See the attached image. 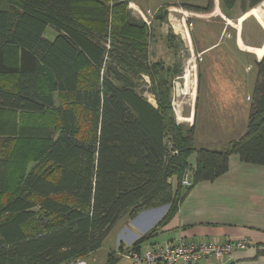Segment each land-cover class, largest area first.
<instances>
[{"label": "trees", "instance_id": "16d2710c", "mask_svg": "<svg viewBox=\"0 0 264 264\" xmlns=\"http://www.w3.org/2000/svg\"><path fill=\"white\" fill-rule=\"evenodd\" d=\"M220 1L225 14L237 2ZM8 3L0 0V264H71L99 251L121 218L168 205L132 245L139 249L198 183L229 171L231 155L264 166V56L246 133L225 150L196 149L173 106L180 63L149 60L151 29L133 19L128 0ZM168 7L156 20L167 19ZM183 7L208 13L213 0ZM48 25L59 32L53 42L43 37ZM173 39L170 32L171 47ZM18 111L27 126L38 119L37 133L17 123ZM127 249L121 242L104 264Z\"/></svg>", "mask_w": 264, "mask_h": 264}, {"label": "crops", "instance_id": "0c3cea01", "mask_svg": "<svg viewBox=\"0 0 264 264\" xmlns=\"http://www.w3.org/2000/svg\"><path fill=\"white\" fill-rule=\"evenodd\" d=\"M4 1L5 6L1 5V8L10 6L8 0H2V2ZM248 1L237 0L235 7L228 14L224 13L220 4L222 15L226 18L228 25L236 18L241 23L246 22L249 15L252 14L256 19L258 17L262 27L264 26V18L257 12L264 2L258 7L250 9ZM128 2L134 20L144 21L133 16L132 9L135 13H137L136 11L154 10V22L157 25L166 22V20L164 22L156 20L155 14L162 12L164 7L170 6L168 5L169 0H128ZM236 9H239L240 14ZM187 10L192 11L191 9ZM213 11L214 7H212V11L204 14H210ZM49 27L54 31L48 30ZM150 29L149 60L151 62L162 61L169 67L174 66L178 63L177 61L167 64L163 59L152 60L150 43L154 38L155 26L152 24ZM169 33L170 31H168ZM173 33L179 35L175 30ZM58 35V30L52 25H48L43 33V37L50 42H53ZM173 36L177 39L174 34ZM237 37L235 46L224 47L215 42L209 47L197 49L200 65L199 83L196 105L193 114L191 111L189 125L196 149L206 147L213 150H225L232 141L239 139L247 131L255 84L258 79V64L262 61L259 60L253 49L262 48L264 44L263 46L256 43L246 45L241 35ZM180 38L183 41L184 37L180 36ZM240 40L249 50L239 44ZM167 47L172 52L176 50L169 44ZM145 82H149V77L143 75V85ZM147 94L148 92L144 93L145 96ZM12 101H16L15 98ZM154 105L156 106L155 102ZM19 112L15 113L17 123H23L26 133H37L33 128L38 126V119H35L36 125L27 126L25 123L27 116H20ZM208 119L212 123L209 124ZM42 130L44 131V129ZM199 134L205 135L204 142L199 139ZM212 134L215 136L213 137ZM196 163L197 154L195 153L189 158V165L194 168ZM0 168L4 172V167ZM171 182L176 187L177 178L173 177ZM2 183L3 177H0V185ZM168 208V205H162L145 209L135 218L128 216L121 218L105 239L103 247L113 235L116 246L111 251H117L122 242L129 246V252L145 249L148 246L164 245L167 242L221 243L246 240L249 247L245 250L235 251L233 256L224 262L210 257L202 261L201 264H264V166L243 163L238 155H231L229 171L226 174L213 182L198 183L179 204L176 215L167 225L159 228L152 238L141 244L139 249L132 248V245L141 236L150 233L155 228L167 214ZM119 254L122 255V253ZM120 255L117 264H122ZM127 264H132L131 258L127 259Z\"/></svg>", "mask_w": 264, "mask_h": 264}, {"label": "rangeland", "instance_id": "374dc122", "mask_svg": "<svg viewBox=\"0 0 264 264\" xmlns=\"http://www.w3.org/2000/svg\"><path fill=\"white\" fill-rule=\"evenodd\" d=\"M207 2L208 0H169L168 5L170 6L168 7L169 9L167 8L168 16L166 22L161 25H157L154 22V10H143L146 20L152 22L155 26L154 38L150 43L152 60L163 59L167 64H172L173 61L180 63L182 72L175 77L173 82V106L178 121L188 126L191 122V111L193 114V110L195 109L199 83L200 65L197 49L209 47L215 42L220 43L221 46L224 47L235 46V42L238 38L237 36L239 35H241L246 45H254V43H256L259 46H263L264 44V26L262 27L259 18L257 17L256 19L252 14L249 15L250 17H248L246 22L241 23L236 18L232 20L233 22H229L230 24L228 25L220 9V0H213L214 11L210 14L196 13V11H189L183 7L184 4L204 7ZM2 5L5 6V1L2 2ZM260 8L259 14L261 13L260 15L264 17V4L261 5ZM135 9L137 10V8ZM237 10L239 13V9H236V11ZM132 11L134 13L133 16L137 19L140 18L145 20V18L140 15V11H136L137 13H135L133 9ZM48 30L53 29L49 27ZM174 30L179 35L173 33ZM168 31L173 33L177 38L171 41L172 47L176 48V50L173 51L174 53L167 47L169 44L167 40ZM180 36L184 37L183 41ZM239 44L249 50L241 40ZM253 51L259 60L264 56V46L259 49H253ZM139 83L140 86H142V81ZM150 102L154 104V99L151 98ZM208 123L210 124L212 122L208 119ZM212 136L214 137L215 134H212ZM198 137L202 142L205 141L204 134H199ZM115 246L116 240L113 235L97 253L73 261L71 264H104L108 253L112 249H115ZM128 251L129 249L124 251L122 255L119 254L122 264H127L125 254Z\"/></svg>", "mask_w": 264, "mask_h": 264}, {"label": "built area", "instance_id": "2783aa9c", "mask_svg": "<svg viewBox=\"0 0 264 264\" xmlns=\"http://www.w3.org/2000/svg\"><path fill=\"white\" fill-rule=\"evenodd\" d=\"M140 15L145 18L143 12H140ZM145 22L148 26H152V22L148 20ZM146 97L153 99V96L149 93ZM169 146H171L170 143ZM173 154H177V151H173ZM183 184L186 186L190 185L188 173H186ZM248 247V241L246 240L221 243L200 241L167 242L160 246H148L145 249L128 251L125 257L127 259L131 258L132 264H201L202 261L210 257L219 262H224L227 258L232 257L235 251L245 250Z\"/></svg>", "mask_w": 264, "mask_h": 264}, {"label": "bare ground", "instance_id": "6f19581e", "mask_svg": "<svg viewBox=\"0 0 264 264\" xmlns=\"http://www.w3.org/2000/svg\"><path fill=\"white\" fill-rule=\"evenodd\" d=\"M260 9H261V8H260ZM257 12H258V14H259V9H257ZM260 14H261V13H260ZM260 14H259V15H260ZM262 15H263V14H262ZM261 17H262V16H261ZM263 18H264V17H263Z\"/></svg>", "mask_w": 264, "mask_h": 264}, {"label": "water", "instance_id": "95a60500", "mask_svg": "<svg viewBox=\"0 0 264 264\" xmlns=\"http://www.w3.org/2000/svg\"><path fill=\"white\" fill-rule=\"evenodd\" d=\"M151 98V97H150Z\"/></svg>", "mask_w": 264, "mask_h": 264}]
</instances>
